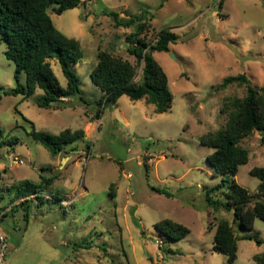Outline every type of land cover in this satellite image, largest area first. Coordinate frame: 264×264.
Segmentation results:
<instances>
[{
	"label": "rangeland",
	"instance_id": "1",
	"mask_svg": "<svg viewBox=\"0 0 264 264\" xmlns=\"http://www.w3.org/2000/svg\"><path fill=\"white\" fill-rule=\"evenodd\" d=\"M136 16L149 23V41L163 28L180 37L169 52L154 53L173 94L172 107L164 113L126 95L114 106L100 104L103 92L91 80L99 47L135 60L125 37L136 26L118 21ZM51 17L83 47L84 58L74 65L81 93L49 108L39 105L42 89L28 98L0 97L3 136L19 139L15 149H0V207L6 209L0 231L6 238V263L226 264L228 256L215 252L213 244L216 225L227 220L239 237L234 264H258L254 256L264 255V221L256 218L252 229L243 228L233 223L232 211L209 207L205 191L223 176L207 160L214 148L200 137L226 129L229 111L222 108L228 98L246 93V86L239 84L220 89L227 77L244 73L254 85H264V0H83L60 15L51 11ZM6 49L3 40L0 86L10 90L17 82ZM51 64L66 87L60 63ZM26 79L23 71L20 80L25 84ZM90 121L94 126L88 137L68 144L61 156L68 155L61 159L30 134L33 127L51 134L84 129L86 124L89 130ZM240 145L248 150L249 161L239 167L235 180L256 193L260 179L251 169L264 167L262 134L254 131ZM60 173L52 184L43 183V177ZM26 182L37 185V193L17 198ZM232 183L231 178L228 185ZM228 185L212 194L214 201L227 200ZM165 219L184 224L190 233L167 239L155 228Z\"/></svg>",
	"mask_w": 264,
	"mask_h": 264
},
{
	"label": "trees",
	"instance_id": "2",
	"mask_svg": "<svg viewBox=\"0 0 264 264\" xmlns=\"http://www.w3.org/2000/svg\"><path fill=\"white\" fill-rule=\"evenodd\" d=\"M82 2L83 0H0V43L3 40L7 41L4 55L15 64L17 82L16 87L10 90L0 86V97L5 94L28 98L42 89L44 94L39 105L49 108L53 103L63 101V98L81 93L80 78L74 65L84 58L83 47L80 40L67 36L55 26L51 11L60 15L66 10L82 5ZM108 14L117 20L115 12ZM118 23L125 27L136 26L135 30L125 37L128 44L127 52L135 60L131 61L99 47L98 64L91 72V80L103 92L100 104L114 106L121 96L126 95L133 101L145 100L146 103L153 104L156 113L168 111L173 102L169 77L155 59L154 53L169 52L170 45L179 42V35L171 29L163 28L158 31L155 40L149 41L147 37L150 25L144 21V17L136 16ZM52 60L60 63L67 79L66 87L61 85L54 72ZM140 66L141 77L136 81ZM23 71L27 76L25 84L20 80ZM232 84L246 86V93L243 97L228 98L222 108V111H229L227 128L200 137L203 144L214 148L207 160L214 167V173L223 176L220 183L205 191V197L209 207L232 211L233 223L239 222L241 227L252 229L256 218L264 221V167L251 169V174L260 179L256 193H251L238 185L235 176L239 167L249 161V152L240 145L241 141L251 136L254 131H258L262 134L264 142V85H254L246 74L241 73L227 77L220 89ZM100 114L101 111H98L95 114L96 118H100ZM30 134L56 157L57 154L68 151L66 148L68 144L82 140L85 137V130L68 128L59 134H51L33 127ZM18 142L16 136L9 139L3 136L0 129V149L5 145L15 149L13 145ZM58 178V174L43 177V183L51 184ZM231 178L233 183L228 185ZM227 185L228 190L225 193L227 200L214 201L212 194ZM36 186L31 182L23 183L16 197L37 193ZM111 187L113 188L114 184ZM112 196L116 194L113 192ZM155 228L164 237L172 240H180L190 233L187 226L170 219L156 222ZM247 237L255 239L258 244L263 242L255 235ZM238 239L234 224L227 220L218 222L213 250L228 256L226 264H234L237 259ZM83 241L81 240L78 245ZM254 260L258 264H264V255H255Z\"/></svg>",
	"mask_w": 264,
	"mask_h": 264
},
{
	"label": "built area",
	"instance_id": "3",
	"mask_svg": "<svg viewBox=\"0 0 264 264\" xmlns=\"http://www.w3.org/2000/svg\"><path fill=\"white\" fill-rule=\"evenodd\" d=\"M63 99H66V98H63ZM5 213H6V209H3L2 207H0V220ZM5 244H6V238L4 234L0 231V264H7L6 258H5V254H6Z\"/></svg>",
	"mask_w": 264,
	"mask_h": 264
},
{
	"label": "crops",
	"instance_id": "4",
	"mask_svg": "<svg viewBox=\"0 0 264 264\" xmlns=\"http://www.w3.org/2000/svg\"><path fill=\"white\" fill-rule=\"evenodd\" d=\"M66 100H68V98L63 99V101H66ZM124 119H126L125 121H126L127 124H128L129 122L127 121V118L125 117ZM90 124H91V125H90ZM86 125H87V124H86ZM86 125H85V127H84V130H85V138H84V139H86V138L88 137L89 133L91 132V130H93V126H94V125L91 123V121H90V122H89V130H86V127H88V126H86ZM98 127H99V126H98ZM82 129H83V128H82ZM61 154H62V153L57 154V158H58V159H61V158L66 157V156L68 155V154H66L65 156H61ZM67 159H68V158H67ZM67 159H66V160H67ZM60 177H61V173H60V175H59V178H60ZM59 178H58V179H59ZM58 179H57V180H58ZM54 181H56V179H55ZM54 181H53V182H54ZM53 182H52V183H53ZM52 183H51V184H52ZM70 195H71V193H70ZM55 196L57 197V195H55Z\"/></svg>",
	"mask_w": 264,
	"mask_h": 264
},
{
	"label": "water",
	"instance_id": "5",
	"mask_svg": "<svg viewBox=\"0 0 264 264\" xmlns=\"http://www.w3.org/2000/svg\"><path fill=\"white\" fill-rule=\"evenodd\" d=\"M172 56H174L173 54H172ZM237 228L236 227H234V231L236 230Z\"/></svg>",
	"mask_w": 264,
	"mask_h": 264
}]
</instances>
